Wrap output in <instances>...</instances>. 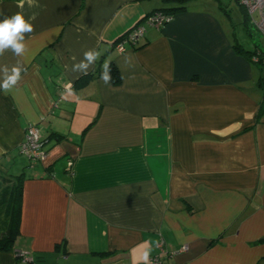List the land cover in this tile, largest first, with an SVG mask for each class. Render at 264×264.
<instances>
[{
    "label": "crops",
    "instance_id": "0c3cea01",
    "mask_svg": "<svg viewBox=\"0 0 264 264\" xmlns=\"http://www.w3.org/2000/svg\"><path fill=\"white\" fill-rule=\"evenodd\" d=\"M182 7L117 53L146 3L0 2V20L19 13L32 25L23 54H0V82L20 69L0 90V177L23 175L19 236L0 264H145L161 241L163 264H264L260 71L200 4L168 10ZM263 41L238 46L264 51ZM88 51L97 59L75 68ZM106 62L117 85L101 79ZM30 126L45 141L43 163L19 153Z\"/></svg>",
    "mask_w": 264,
    "mask_h": 264
},
{
    "label": "built area",
    "instance_id": "2783aa9c",
    "mask_svg": "<svg viewBox=\"0 0 264 264\" xmlns=\"http://www.w3.org/2000/svg\"><path fill=\"white\" fill-rule=\"evenodd\" d=\"M19 0H0V2H16ZM175 2H185L188 0H166ZM246 13L249 23L257 28L259 34L264 39V0H234ZM172 19L170 13L157 11L144 18L142 24L136 25L129 30L121 39L112 45L117 53H123L127 45L135 47L145 36L146 27L160 29L162 25L168 24ZM253 62L257 63L258 59L253 57ZM19 153L25 157L31 164L36 162L43 163L47 158V152L44 149V143L41 138L40 130L36 126H30L26 129L24 140L19 147ZM158 254L151 257L149 264H163L162 258L167 256L164 242H159L156 246ZM187 251V247L181 249ZM169 255V254H168ZM171 256L169 255V258ZM20 259L23 263L29 261L28 253H21Z\"/></svg>",
    "mask_w": 264,
    "mask_h": 264
},
{
    "label": "trees",
    "instance_id": "16d2710c",
    "mask_svg": "<svg viewBox=\"0 0 264 264\" xmlns=\"http://www.w3.org/2000/svg\"><path fill=\"white\" fill-rule=\"evenodd\" d=\"M168 9L169 8L153 10L150 12L149 15H151L152 13L157 12V11H165L167 13H170V17L173 20L176 13H180L184 10L183 7L179 8L178 10H175L173 12H172V10L169 11ZM241 12H242L243 17H244V23L247 26H249V24H250L249 20L247 18L245 11L242 8H241ZM164 25H166V24H164ZM164 25H162V27ZM140 42L133 48L139 47ZM240 48H241V46L237 45V49H238L239 53H241L245 56H250V58L248 57L249 59H251V58L253 59V57L258 59V62L254 63V64L257 67V69L260 71V76H259V79L257 82V88L261 92V101L259 103L257 115H256V122H259L264 117V51L259 49V48H255L254 51L250 50L247 53L246 51H244L243 49H240ZM109 65H110L111 81L114 85H117L119 83L118 73L115 70V66L113 65V63H109ZM85 82H86V80L80 81L79 83H77V86L81 87V86H83V84ZM41 138H42V136H41ZM42 141L45 144V141L43 140V138H42ZM3 179H4L5 183L7 181H10V183L11 182L12 183L10 184L9 182H7L8 185L7 186L5 185L4 188L1 190V193H0V208L5 207V205L8 202H9L8 204L10 206V209H9L10 220H9L8 225H7V230H6L5 234L0 237V251H9L12 249L14 242H15V239L17 238V236H19L18 226H19V210H20V200H21V185L20 184L23 180V175L21 174L19 176H13V177H11V175L10 176L7 175V177H3ZM3 179L0 177V181H2ZM5 183H3V184H5Z\"/></svg>",
    "mask_w": 264,
    "mask_h": 264
},
{
    "label": "rangeland",
    "instance_id": "374dc122",
    "mask_svg": "<svg viewBox=\"0 0 264 264\" xmlns=\"http://www.w3.org/2000/svg\"><path fill=\"white\" fill-rule=\"evenodd\" d=\"M146 3L150 9H165L174 4L184 5L197 3L201 5L200 15L208 20L212 25L224 28L228 27V34L235 44L249 46L252 41L262 39V35L255 31L249 24L244 23V17L240 6L234 0H188L185 2H175L166 0H140ZM222 9H220L221 7ZM246 31V32H245ZM251 33V38L249 34ZM262 42V41H260ZM264 42V41H263Z\"/></svg>",
    "mask_w": 264,
    "mask_h": 264
},
{
    "label": "clouds",
    "instance_id": "9594fccd",
    "mask_svg": "<svg viewBox=\"0 0 264 264\" xmlns=\"http://www.w3.org/2000/svg\"><path fill=\"white\" fill-rule=\"evenodd\" d=\"M31 31L32 25L26 22L24 16L19 13L9 18L0 20V54H3L4 50L9 48L16 55L23 54L25 50L24 43H21V41L25 39L23 34L30 33ZM84 55L87 63L81 61V63L76 65L75 68L86 70L88 66L97 59L99 53L95 51H88ZM127 59L128 58H126V61ZM11 72V75H8L6 79L0 82V90L9 89L20 79V69L18 67L12 68ZM101 79L105 84H108L111 80L110 65L107 62L103 65ZM149 256L150 252L146 251L143 256L145 264H149Z\"/></svg>",
    "mask_w": 264,
    "mask_h": 264
},
{
    "label": "bare ground",
    "instance_id": "6f19581e",
    "mask_svg": "<svg viewBox=\"0 0 264 264\" xmlns=\"http://www.w3.org/2000/svg\"><path fill=\"white\" fill-rule=\"evenodd\" d=\"M250 25L254 28L255 31H257V28H256V27H254L252 24H250ZM257 32H258V31H257Z\"/></svg>",
    "mask_w": 264,
    "mask_h": 264
}]
</instances>
